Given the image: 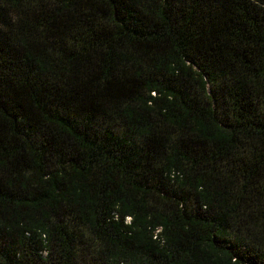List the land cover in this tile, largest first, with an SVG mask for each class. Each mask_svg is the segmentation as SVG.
Listing matches in <instances>:
<instances>
[{
  "label": "trees",
  "instance_id": "1",
  "mask_svg": "<svg viewBox=\"0 0 264 264\" xmlns=\"http://www.w3.org/2000/svg\"><path fill=\"white\" fill-rule=\"evenodd\" d=\"M0 264H264V0H0Z\"/></svg>",
  "mask_w": 264,
  "mask_h": 264
}]
</instances>
